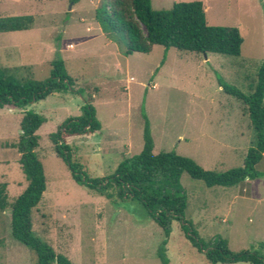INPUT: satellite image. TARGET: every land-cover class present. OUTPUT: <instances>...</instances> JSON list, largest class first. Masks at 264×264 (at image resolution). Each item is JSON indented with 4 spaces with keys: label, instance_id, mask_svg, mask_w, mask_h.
Instances as JSON below:
<instances>
[{
    "label": "rangeland",
    "instance_id": "1",
    "mask_svg": "<svg viewBox=\"0 0 264 264\" xmlns=\"http://www.w3.org/2000/svg\"><path fill=\"white\" fill-rule=\"evenodd\" d=\"M177 1L189 0H151V7L169 9ZM201 1L209 25L239 29V55L204 56L155 44L148 53L126 56L96 21L100 0H0V16H34L29 29L0 32V66H20L46 79L59 51L74 81V92H54L26 106L45 119L36 130L35 152L46 186L32 209V228L73 264H161V248L167 264H209L179 221L172 220L165 234L137 201L108 199L75 181L48 137L90 103L101 128L65 141L71 161L88 177L108 176L123 158L140 152L144 116L154 154L173 151L216 172L241 166L254 133L244 103L225 93L217 77L244 94L253 91L264 61V0ZM22 111L0 108V183L9 202L26 186L13 145ZM255 168L260 176L232 186L207 187L182 172L184 217L201 241L222 238L232 251L264 255V153ZM0 264H35L34 252L11 235L9 207L0 212Z\"/></svg>",
    "mask_w": 264,
    "mask_h": 264
},
{
    "label": "trees",
    "instance_id": "2",
    "mask_svg": "<svg viewBox=\"0 0 264 264\" xmlns=\"http://www.w3.org/2000/svg\"><path fill=\"white\" fill-rule=\"evenodd\" d=\"M95 18L103 35L122 45V53L126 56L134 52L148 53L155 44L165 49L174 47L183 51L235 56L239 55L242 44L237 27L207 23L201 0L177 1L169 9L160 10L151 7V0H100ZM33 21L34 16L29 14L0 16V32L29 29ZM58 52L50 61V76L46 79H35L23 73L20 66H0V108L23 110L20 131L13 145L26 180L24 189L11 202L7 198L6 185L0 183V212L10 208L11 235L34 252L35 264H73L66 255L56 253L35 234L31 219L32 209L40 202L46 186L43 165L35 152L38 144L36 130L45 119L26 106L54 92L75 91L74 81L65 73ZM217 82L225 93L242 100L254 133V143L247 148L243 164L226 171L205 170L190 157L173 151L154 154L149 123L144 116L140 152L123 158L108 176L88 177L79 164L71 161L65 141L68 136L88 135L101 128L90 103L82 105L79 116L68 117L59 123L48 137L75 181L108 199L137 201L165 234L169 233L172 220L179 221L184 236L203 253L209 264H264L263 254L250 249L232 251L225 239L201 241L184 217L187 201L179 182L182 172L202 180L207 187L232 186L261 175L255 166L264 153V61L249 94H244L221 77H217ZM158 255L161 264L168 263L163 248L159 249Z\"/></svg>",
    "mask_w": 264,
    "mask_h": 264
},
{
    "label": "water",
    "instance_id": "3",
    "mask_svg": "<svg viewBox=\"0 0 264 264\" xmlns=\"http://www.w3.org/2000/svg\"><path fill=\"white\" fill-rule=\"evenodd\" d=\"M204 54V56H206V53H203Z\"/></svg>",
    "mask_w": 264,
    "mask_h": 264
}]
</instances>
